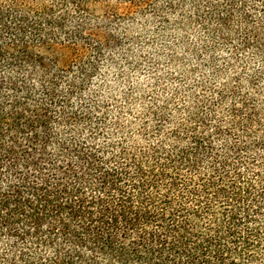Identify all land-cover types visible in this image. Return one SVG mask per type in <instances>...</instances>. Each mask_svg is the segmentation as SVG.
Masks as SVG:
<instances>
[{
	"label": "trees",
	"instance_id": "1",
	"mask_svg": "<svg viewBox=\"0 0 264 264\" xmlns=\"http://www.w3.org/2000/svg\"><path fill=\"white\" fill-rule=\"evenodd\" d=\"M162 1L237 36L243 72L142 94L135 116L128 94L93 96L107 46L86 21L153 0H0V264H264V0Z\"/></svg>",
	"mask_w": 264,
	"mask_h": 264
},
{
	"label": "rangeland",
	"instance_id": "2",
	"mask_svg": "<svg viewBox=\"0 0 264 264\" xmlns=\"http://www.w3.org/2000/svg\"><path fill=\"white\" fill-rule=\"evenodd\" d=\"M162 2L153 0L150 8H156L157 11L164 9L167 23H160L157 14L149 7L143 13L138 11L128 17L122 15L129 6L116 5L114 2H109V7L106 4L91 5L88 11L91 17L86 21L89 30L107 46L103 49L100 71L92 80V90L97 91L93 96L98 100L114 98L120 101L124 94H128L136 100L131 104L135 116L143 110L138 104L142 94L148 99H162L165 94L172 92L170 88H174L181 94L184 90L194 89L197 95H201L202 90L196 88L198 83L231 87L236 85L234 78L237 74L243 72L241 65L237 66L230 60L234 48L238 46L237 36H205L186 21L181 25L182 14L166 12ZM109 10L113 12L108 13ZM188 11L190 6L187 4L185 16H188ZM223 38H228L230 43L222 44L226 42ZM113 39L116 44L111 41ZM213 54L217 57L213 65L226 70V73L213 76L208 63V57ZM198 57L208 61H199ZM224 60L230 62L227 69ZM254 64L250 66L251 69L256 68L257 62ZM163 88L166 90L162 91ZM243 90L250 91V86L245 83Z\"/></svg>",
	"mask_w": 264,
	"mask_h": 264
}]
</instances>
